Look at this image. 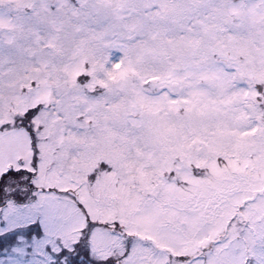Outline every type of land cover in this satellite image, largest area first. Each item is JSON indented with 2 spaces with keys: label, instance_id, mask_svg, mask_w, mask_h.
<instances>
[{
  "label": "rangeland",
  "instance_id": "374dc122",
  "mask_svg": "<svg viewBox=\"0 0 264 264\" xmlns=\"http://www.w3.org/2000/svg\"><path fill=\"white\" fill-rule=\"evenodd\" d=\"M0 1L19 4V0ZM148 4L156 6L147 10ZM244 4L245 0H240L237 4H232L230 0H159L158 3L157 0H152L151 3L146 0H97L95 4L91 0L85 1L77 16L82 24L87 19V24L83 26L90 25L94 9L97 15L105 16L115 26L118 35L126 39L127 42L122 46L126 55L122 67L119 65L123 56L117 57L119 62L116 63L110 60L107 51L100 55L97 45L84 38L87 34L84 31L63 46L57 42L55 51L58 60L55 64L49 61L47 70L44 65L35 67L40 50L33 43L30 22L24 19L22 23L19 20L20 24H15L18 31L20 27L22 34L19 33L20 37L13 43V48L12 45L3 48L7 53L16 51L17 45L27 46L34 53L25 58V63L10 68L6 65L12 79L4 83L5 93L14 90L18 96L22 95L19 85L27 86L29 77L36 78L41 71L44 72V78L39 81L44 85L50 75L57 82L53 87L80 90L79 85L64 80L65 75L71 76L81 71L84 60L90 66L91 77V82H87L86 86L98 84L103 86L105 92L120 93L119 102L113 111L143 108L144 111L153 112L143 115L151 123L140 135L113 132L103 147L84 162L82 167L85 171H91L100 160L113 164L114 171L105 177L109 185H114L118 178L121 181L119 187L110 189L113 196L130 210L143 211L142 203L150 206V211L144 216L145 222L151 223L156 219L158 224L163 225L164 232L156 242L160 246L169 247L176 256H188L198 251L199 247L220 235L229 220L234 222L227 228V235L237 239L236 205L253 190L264 187V116L259 110L258 102L254 100L255 93L247 95L248 88L244 84L231 82L238 79L236 73L239 71L251 76L254 82L264 80V0L254 2L250 13L244 9ZM122 7L128 8L126 14L121 13ZM234 15L238 20L233 27L230 22ZM250 20L254 22L252 26ZM0 22H5L2 16ZM66 22L74 27L76 18L73 22ZM25 26H28L27 31ZM64 36L61 33V37ZM76 43L81 46L77 47ZM104 47L114 50L120 45L118 42L105 41ZM182 52L188 56L193 54L191 52H198V62L192 57L188 61L192 62L190 66L195 65V72L200 74L198 79L211 90H199L193 84L189 90L182 87L184 92L178 88L170 97L162 95L146 98L140 93L142 88L139 85L128 83L126 77L130 71L143 78L162 77L172 61L175 63L173 66L180 67L182 57L186 58ZM215 53L228 59L229 64H234L236 73L229 71L226 74L213 69L212 55ZM106 63H110V67H105ZM206 69L222 78L218 89H214L213 81L209 78L211 72H206ZM189 74L190 71L186 70L181 75L186 78ZM119 77L121 80L117 83L116 79ZM168 77L171 78L170 75ZM45 94L46 92L42 98ZM9 99L12 100L11 106L7 103ZM4 100V117L11 119V114L17 111L14 106L15 98L5 94ZM186 114L192 116L189 121L178 119ZM132 123L142 128V123ZM191 141L204 144L198 149L195 159H191V154L188 153ZM223 155L229 159L226 169L224 167L222 172L215 173L217 177L211 179L212 182L206 176L202 177L207 179L205 182H208L206 186L210 187L209 192L199 190L197 197H193V192H189L193 181L188 176L185 181L189 183V187L172 185L171 190H163L164 197L155 203H146L147 199H142L139 195L141 190L150 193L151 184L162 174L184 169L177 161L178 156L194 163L214 165V160ZM228 168L237 170L226 172ZM201 181L196 179L194 182L202 186ZM193 187L198 189L197 184ZM174 189L177 194L172 193ZM179 204L187 212L197 204L202 222L193 219L189 222L178 213L176 207ZM242 214L249 216L248 229L240 236L241 241L237 239L239 243L235 241L233 245L238 251L251 240V234L256 228L259 231L256 233L257 237L264 235V197L250 204ZM206 232L210 234L209 237L204 234ZM261 247H264V243L255 250ZM254 253L253 251L252 255ZM225 255L223 260V257L219 258L216 254L212 264L240 263L239 253L234 255L233 251H227L220 256Z\"/></svg>",
  "mask_w": 264,
  "mask_h": 264
},
{
  "label": "snow or ice",
  "instance_id": "6c2138e0",
  "mask_svg": "<svg viewBox=\"0 0 264 264\" xmlns=\"http://www.w3.org/2000/svg\"><path fill=\"white\" fill-rule=\"evenodd\" d=\"M67 3L19 0L17 6L26 10L23 19L30 22L33 43L40 50L35 67L47 70L49 61L58 60L57 42L63 46L83 31L61 28L66 17L71 20ZM90 23L95 26L84 38L97 45L100 55L107 51L118 63L126 39L103 16L94 13ZM61 31L67 34L61 37ZM100 32L104 34L97 35ZM105 41L120 47L109 50ZM33 55L27 46L17 45L7 53L0 47V264H171L189 259L158 246L164 227L156 219L145 222L150 206L130 210L116 200L110 189L119 187L120 179L114 185L105 180L113 164L100 160L91 171L82 167L113 132L140 135L142 128L133 125L130 113L113 111L120 93L90 91L85 83L90 77L83 74L77 77L80 90L42 86L38 81L43 71L29 77L27 86L19 85L23 95L5 93L4 83L12 79L8 68ZM45 92L51 93L48 99L42 98ZM5 94L16 101L11 119L4 117ZM7 103L11 106L12 100ZM215 256L206 249L191 261L212 264ZM254 256L253 264H264V247Z\"/></svg>",
  "mask_w": 264,
  "mask_h": 264
}]
</instances>
